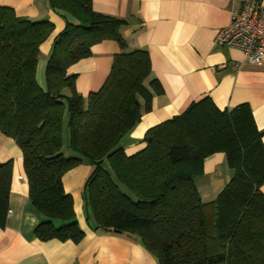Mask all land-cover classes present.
I'll use <instances>...</instances> for the list:
<instances>
[{
  "label": "trees",
  "instance_id": "1",
  "mask_svg": "<svg viewBox=\"0 0 264 264\" xmlns=\"http://www.w3.org/2000/svg\"><path fill=\"white\" fill-rule=\"evenodd\" d=\"M49 3L67 24L54 40L45 88L37 67L54 24L0 6V133L22 151L30 199L45 217L37 238H84L63 177L89 163L95 170L85 185V209L95 229L133 235L159 264H264V133L251 106L221 110L204 96L151 127L146 146L128 155L124 137L161 91L148 51L129 50L126 22L95 11L93 0ZM103 40L118 42L121 51L102 88L83 96L68 68ZM218 152L233 175L206 202L196 178ZM14 171L13 159L0 163L1 226Z\"/></svg>",
  "mask_w": 264,
  "mask_h": 264
},
{
  "label": "crops",
  "instance_id": "2",
  "mask_svg": "<svg viewBox=\"0 0 264 264\" xmlns=\"http://www.w3.org/2000/svg\"><path fill=\"white\" fill-rule=\"evenodd\" d=\"M244 1L93 0L95 11L126 22L122 34L128 49L148 51L152 76L161 86L151 108L143 111L140 121L123 139L128 155L146 146L144 137L151 127L182 113L204 96L211 97L221 110L249 104L264 133V65L249 63L241 49L215 43L217 32L230 23L232 12L241 10ZM0 6L13 8L20 17L54 24L53 33L40 46L37 67L38 82L45 88L47 61L55 38L66 27V18L49 0H0ZM91 51L90 56L68 68L69 74L76 75L75 86L83 96L102 88L121 48L114 40H103ZM11 159L15 171L9 213L5 225H0V264H159L133 235L97 230L88 222L85 185L95 170L89 163L77 165L63 177L84 238L39 240L35 230L45 217L30 199L22 151L12 138L0 133V163ZM232 175L223 152L208 157L203 175L196 178L203 200H214Z\"/></svg>",
  "mask_w": 264,
  "mask_h": 264
},
{
  "label": "built area",
  "instance_id": "3",
  "mask_svg": "<svg viewBox=\"0 0 264 264\" xmlns=\"http://www.w3.org/2000/svg\"><path fill=\"white\" fill-rule=\"evenodd\" d=\"M215 43L241 49L249 63L264 65V0H245L217 32Z\"/></svg>",
  "mask_w": 264,
  "mask_h": 264
},
{
  "label": "rangeland",
  "instance_id": "4",
  "mask_svg": "<svg viewBox=\"0 0 264 264\" xmlns=\"http://www.w3.org/2000/svg\"><path fill=\"white\" fill-rule=\"evenodd\" d=\"M66 137H67V133H66ZM66 142H67V138H66ZM65 153H66V155H69V153H68V152H66V151H65Z\"/></svg>",
  "mask_w": 264,
  "mask_h": 264
}]
</instances>
